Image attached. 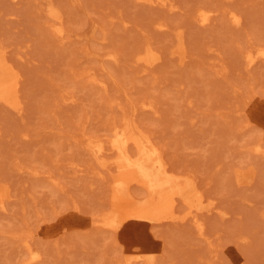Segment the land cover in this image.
Returning <instances> with one entry per match:
<instances>
[{
  "label": "rangeland",
  "instance_id": "1",
  "mask_svg": "<svg viewBox=\"0 0 264 264\" xmlns=\"http://www.w3.org/2000/svg\"><path fill=\"white\" fill-rule=\"evenodd\" d=\"M260 45L264 0H0V49L20 73L23 105L0 97V264L26 263V240L44 257L32 264H264V55L244 63ZM132 123L157 163L215 208H201V223H154L152 241L131 248L126 234L80 217L107 210L118 176L91 142L112 146Z\"/></svg>",
  "mask_w": 264,
  "mask_h": 264
},
{
  "label": "bare ground",
  "instance_id": "2",
  "mask_svg": "<svg viewBox=\"0 0 264 264\" xmlns=\"http://www.w3.org/2000/svg\"><path fill=\"white\" fill-rule=\"evenodd\" d=\"M152 2H157V3H165V0H151ZM173 6H175L174 3H172ZM210 4V3H209ZM209 5H207L208 7ZM212 4H211V8H212ZM202 9L205 8V6H200ZM210 7V6H209ZM214 7V6H213ZM211 8H208V9H211ZM215 10H216V7H214ZM214 8H212V10L214 11ZM207 9V10H208ZM206 8H205V12L207 11ZM211 10H209L210 12ZM217 11V10H216ZM231 11V10H230ZM238 11V10H237ZM201 12V10H200ZM208 12V14H209ZM203 14V13H202ZM207 14V13H206ZM202 15V17L204 16L203 18V22H204V25H208L209 21H211V18H213L214 16V13L211 12V17H209V15ZM239 14V13H238ZM246 14V13H245ZM244 14V15H245ZM218 16L219 15V12L217 14H215V16ZM234 15V18L233 20L235 21H238L240 19V17H238L236 14H233ZM240 15V14H239ZM243 15V16H244ZM60 16V14H59ZM199 16V15H198ZM197 16V17H198ZM200 18V17H199ZM210 18V19H209ZM245 18V17H244ZM60 19V18H58ZM215 19V17L213 18V20ZM232 20V19H231ZM244 20V19H243ZM62 21V20H61ZM164 22V20H163ZM166 22V21H165ZM212 22V21H211ZM210 22V23H211ZM61 23V22H59ZM57 24L56 26H61L58 30L63 32V37L65 36L66 37V30L64 32V29H66L65 27L62 28V26H64V24ZM63 23V21H62ZM168 23V21H167ZM203 24V23H202ZM109 27V26H106V28ZM168 26H166L167 28ZM104 29V28H103ZM109 28H107L108 30ZM165 29V28H164ZM55 30V29H54ZM57 30V31H58ZM105 30V29H104ZM110 30V29H109ZM58 31V33H59ZM56 32V31H55ZM110 32V31H108ZM57 33V36L59 35ZM109 34V33H108ZM61 35V34H60ZM101 35V34H100ZM62 36L60 37L62 39ZM109 36V35H108ZM107 37V35L105 36ZM65 39V38H63ZM212 43H216V42H212ZM211 43V44H212ZM222 42H220L221 44ZM217 44V43H216ZM214 45V44H213ZM211 46V45H210ZM219 46V45H218ZM253 46V45H251ZM261 48H262V45H260ZM250 47V46H249ZM259 48V49H261ZM264 48V47H263ZM262 48V49H263ZM254 51L255 49L252 48ZM8 50V48H7ZM7 50L6 49H0V68H1V71H0V97L7 100L8 102H11V103H14L15 106L19 109V110H22L23 109V105L21 103V100L19 98V91H20V82H21V76H20V73L18 72V70L15 68L14 64L11 63V61L9 60V58L7 59ZM249 50V49H248ZM262 52L258 55H255L254 52L251 53L249 52L248 53V58H247V61H245L244 63L248 64V65H251L250 67H246L247 68H251L252 66L255 65V63L258 61V57H260V55H264V50H261ZM146 53V52H145ZM22 54V53H21ZM143 55V54H142ZM150 55V54H149ZM144 56V55H143ZM143 56H141L143 58ZM152 56V55H151ZM150 57V56H149ZM245 58V57H244ZM262 58H264L262 56ZM151 59V58H150ZM135 60V59H134ZM245 60V59H244ZM260 60H262L260 58ZM137 61V59L135 60ZM140 62V61H139ZM138 62V63H139ZM149 62V61H148ZM217 63V62H216ZM218 64V63H217ZM149 65V64H148ZM147 66V65H146ZM145 69V68H144ZM251 70V69H250ZM219 71V70H218ZM91 73V72H90ZM88 74V76H90L91 74L89 73H86ZM95 77V76H94ZM94 77H92L94 81ZM92 82V81H91ZM98 81L96 80V77H95V81L94 83H96L97 85H99V83H97ZM101 82V81H100ZM107 83V82H106ZM101 85V84H100ZM103 85V84H102ZM104 87H107L104 85ZM103 87V88H104ZM73 96V99H75V96ZM68 97H71L69 95H67V98ZM145 99V98H143ZM147 99V98H146ZM145 99V100H146ZM150 99V98H149ZM153 100V99H152ZM149 101V102H152ZM142 101V100H141ZM148 101V99H147ZM69 102H72V101H69ZM141 104V103H140ZM140 104L139 107H140ZM147 104V103H146ZM152 104V103H150ZM154 105H156V103L154 102ZM136 106V105H135ZM156 107V106H155ZM137 108V106H136ZM147 109V108H145ZM150 109V107L148 108ZM147 109V110H148ZM154 109V107H153ZM121 110L123 111H126L124 110L123 108H121ZM136 110V109H135ZM122 111V114H124ZM155 111V109H154ZM127 112V111H126ZM136 112V111H135ZM133 114V112H131ZM138 113V112H137ZM137 113H135L134 115L137 117ZM130 116V115H129ZM136 125V124H135ZM129 131H126V133L120 138V141H118L117 139L115 140L114 143H112L113 145L112 146H109L107 147L103 142V138H101V140L103 141H95L94 137H92L94 140L91 142V146L93 148V151L96 152L100 162H101V166L104 170H114L115 167H117V170H118V176L116 178V180H113L115 181L114 182V186L113 184H111L110 182V186L111 187H114L112 189V193H111V198H107V199H110L111 202H109L108 200H105L108 202V208L107 210H102V207L101 206V212L104 211L102 214L98 213L89 218H83V217H80L82 218L81 220H84L85 221V226L86 227H90V226H96L95 228H98V226H104L105 228L111 230V231H117V232H120V233H124L126 234L128 240H127V246H131V248L133 246H135L136 244L139 245V243H143L145 242H151L152 239H151V230L153 229L152 226H156V223L160 222V223H163L162 220H165L166 218H170V219H174V220H180L181 222V219H188V216L191 218L193 216V218L198 222V223H201L199 220H201V218L199 219V211L201 210V208L203 207H207L208 210H212L215 208L214 205H210V204H207L205 203V200H204V197H203V193H201V191L199 190L200 188L197 187V184H193L192 182L190 181H186L184 179L179 178L177 177V175L175 174H172L167 167H163V166H160L158 163H157V160H156V156H153V151L152 149L147 145L145 144V138H144V135L142 133H137V131L135 130L136 128H134L133 126V123L132 124H129ZM128 132V133H127ZM91 137V136H90ZM100 139V137H99ZM89 140V139H88ZM94 142V143H93ZM89 143V142H87ZM135 145L137 146L136 149H138V152H136L137 150H135L134 153L131 152V148L130 146L131 145ZM111 145V144H110ZM132 145V149L134 148ZM88 147V146H87ZM262 148V147H261ZM260 148V149H261ZM117 150L118 152V156L117 158L115 157L114 158H109L107 157L108 155V152L109 150ZM157 149L155 148V151ZM261 150H264V149H261ZM255 151V149H254ZM259 152V151H258ZM136 153V154H135ZM76 166V165H75ZM78 167H79V164H78ZM81 168V167H80ZM77 170V168H75ZM81 169H85L84 167H82ZM102 169V170H103ZM101 170V171H102ZM102 171V172H105V171ZM176 172V171H174ZM178 172V171H177ZM176 172V173H177ZM181 172H179L180 174ZM193 172H191L192 174ZM101 174V173H100ZM103 174V173H102ZM182 174V173H181ZM185 174V173H183ZM187 174V173H186ZM190 174V172H189ZM194 174V173H193ZM192 174V175H193ZM250 174V173H249ZM191 175V176H192ZM248 175V174H247ZM106 176V175H105ZM184 176V175H183ZM194 176V175H193ZM192 176V178L194 179V177ZM249 176V175H248ZM113 177V176H112ZM4 178V177H2ZM109 178V176H108ZM115 178V176H114ZM187 178V177H186ZM5 179V178H4ZM2 179V180H4ZM1 180V181H2ZM194 181V180H193ZM5 182V181H4ZM8 182V181H7ZM195 182V181H194ZM2 183V182H0ZM113 183V182H112ZM133 183L135 184H139L138 185V188L135 186H133ZM8 184V183H7ZM6 182L4 183V185H7ZM1 185V184H0ZM9 186V185H7ZM134 188H133V187ZM139 186H144L143 189L146 190V195H144L145 191L140 190ZM5 187V186H4ZM3 187V189L5 190V188ZM11 187V184L10 186ZM9 187L6 189V190H9ZM110 187V188H111ZM133 188V189H132ZM138 189V193L140 192V194L142 193V195L138 194L137 193V189ZM199 188V189H198ZM12 190V188H10ZM142 189V188H141ZM134 190L136 191V193L134 192ZM0 191L3 192V190L1 189V186H0ZM10 191V190H9ZM13 191V190H12ZM12 191H10V194L12 193ZM2 192H0V194H2ZM144 192V193H143ZM5 193V192H4ZM107 193V192H106ZM8 195V193H5ZM3 195V194H2ZM108 195V194H107ZM13 196V194L11 195V197ZM3 198V196H1ZM0 197V198H1ZM108 197V196H107ZM6 198V196L4 197ZM212 199H215V198H212ZM6 202L5 199H2L1 200V203H0V208L3 209L6 208V206H9L8 204H6L4 201ZM9 200V198H8ZM7 200V201H8ZM180 200V203L181 206H182V209L184 208V204L186 203V205L189 207L187 208V213L185 214H181L182 212V209L179 211V209L177 210V208L180 206H177L178 204V201ZM103 200V203L105 202ZM208 201V200H207ZM216 201V200H215ZM183 203V204H182ZM99 204V203H98ZM106 206V203H104ZM110 204V205H109ZM215 204L218 205L217 201L215 202ZM102 205V204H101ZM184 205V206H183ZM177 206V208H176ZM180 206V207H181ZM96 207H98L96 205ZM8 208V207H7ZM6 208V210H7ZM95 208V207H94ZM106 208V207H105ZM221 209V207H218ZM96 209V208H95ZM94 209V210H95ZM184 211V209H183ZM204 211V209H203ZM5 212V210H4ZM2 212V214L4 213ZM80 212V210H79ZM93 212V211H92ZM95 212V211H94ZM93 212V213H94ZM78 213V212H77ZM1 214V215H2ZM87 214V213H86ZM90 214V213H89ZM0 215V216H1ZM4 215V214H3ZM80 215V214H79ZM1 218V217H0ZM189 218V219H190ZM192 219V218H191ZM193 219V220H194ZM67 220V219H66ZM168 221V220H167ZM184 221V220H183ZM182 221V222H183ZM188 221V220H186ZM202 221V220H201ZM204 221V219H203ZM196 222V223H197ZM205 222V221H204ZM155 223V224H154ZM154 224V225H153ZM158 225V224H157ZM199 225V224H198ZM201 228L203 229V227H205V223L204 225H200L198 226V228ZM67 228V227H66ZM69 228V227H68ZM84 228V227H83ZM100 228V227H99ZM197 228V229H198ZM71 229V228H70ZM87 229V228H86ZM92 229V228H91ZM155 229V227H154ZM153 229V231H154ZM206 229V228H205ZM203 230V234H207L208 231L205 233L206 230ZM59 230V229H58ZM61 230V229H60ZM74 230V229H73ZM82 231V229L80 230ZM200 231V230H199ZM202 231V230H201ZM70 232V231H69ZM113 232V233H114ZM155 232V231H154ZM202 233V232H201ZM117 235V233H115ZM119 234V233H118ZM153 234V233H152ZM158 234V232L156 233ZM160 235H156V236H160L162 237L163 240L164 237L161 236V232L159 233ZM155 235V233L153 234ZM124 235H122L123 237ZM155 236V237H156ZM208 237V234L206 235ZM60 237V236H58ZM73 237H74V233H73ZM72 237V238H73ZM118 237V235H117ZM202 237V236H201ZM210 237V236H209ZM208 237V238H209ZM62 238V237H61ZM166 238V237H165ZM203 238V237H202ZM60 239V238H59ZM119 239V237H118ZM210 239V238H209ZM28 240H26V244L28 243V245H26V248L29 249L31 251V253H33L30 257H28L27 259L24 260V262L26 263H23V264H32V262L34 261H38L39 259L41 261H38L39 263H41L43 260L40 258L42 257L43 255L40 256V252L37 251L33 248L32 246V243L30 242H27ZM59 240H56V242H58ZM62 241V240H61ZM120 241V240H118ZM56 242H54L56 244ZM70 242V241H69ZM68 242V243H69ZM73 242V241H72ZM71 242V244H72ZM116 242H117V239H116ZM145 242V243H146ZM164 242V241H163ZM121 243V242H120ZM125 243V242H124ZM165 243V242H164ZM58 244V243H57ZM123 244V243H121ZM123 245H126V244H123ZM58 246V245H57ZM72 247V245H70ZM76 246V245H74ZM140 246V245H139ZM143 246V244H142ZM145 246V245H144ZM143 246V247H144ZM138 246H136L137 248ZM148 247V246H147ZM164 247V245H163ZM69 250H72V252H74L75 250H73V247L72 249L68 246ZM77 248V247H76ZM140 247H138L139 249ZM142 249V248H140ZM81 250V249H80ZM124 250V249H123ZM136 250V249H135ZM143 250V249H142ZM141 251V250H140ZM152 251V250H151ZM28 254H29V251H27ZM81 252V251H80ZM124 252V251H123ZM122 252V253H123ZM127 252V251H126ZM131 252V251H130ZM159 252V251H158ZM71 253V251L69 252ZM75 253V252H74ZM135 253V252H134ZM133 253V254H134ZM125 254V252L123 253V255ZM132 253H130L131 255ZM158 255L157 256H160L159 253H157ZM126 255V254H125ZM125 255L123 256V258L125 257ZM129 255V256H130ZM136 258L138 259V257H143V258H149V251L146 250V251H141L140 253H137L136 254ZM61 256V255H60ZM58 257V258H62V257ZM127 256V255H126ZM128 256V257H129ZM135 256V255H134ZM154 256H156L154 254ZM162 256V255H161ZM133 257V255H132ZM131 256H130V261H133L136 259H133ZM44 258V257H42ZM127 258V257H126ZM124 258V259H126ZM38 259V260H36ZM133 259V260H132ZM136 259V260H137ZM142 259V258H141ZM140 259V260H141ZM158 259V258H156ZM160 259V257H159ZM156 260V262L159 261ZM122 260V259H121ZM129 260V259H128ZM143 261L142 262H145L147 259H142ZM152 260V258H151ZM150 261V260H149ZM28 262H31V263H28ZM36 262V264L38 263ZM57 262L59 263L60 261H58L57 259ZM125 262H127L125 260ZM124 262V263H125ZM50 264H52L53 262H49ZM48 263V264H49ZM132 263V262H130ZM128 263V264H130ZM149 264V262H147ZM146 263V264H147ZM60 264V263H59ZM144 264V263H143Z\"/></svg>",
  "mask_w": 264,
  "mask_h": 264
}]
</instances>
